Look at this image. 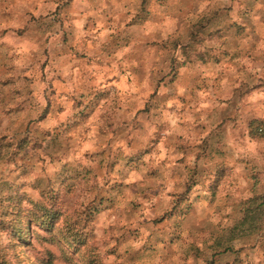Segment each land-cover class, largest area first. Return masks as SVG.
<instances>
[{"label": "clouds", "instance_id": "clouds-1", "mask_svg": "<svg viewBox=\"0 0 264 264\" xmlns=\"http://www.w3.org/2000/svg\"><path fill=\"white\" fill-rule=\"evenodd\" d=\"M0 264H264V0H0Z\"/></svg>", "mask_w": 264, "mask_h": 264}]
</instances>
